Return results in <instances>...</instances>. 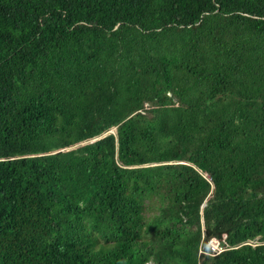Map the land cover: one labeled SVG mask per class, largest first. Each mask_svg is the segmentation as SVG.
<instances>
[{"label": "trees", "instance_id": "16d2710c", "mask_svg": "<svg viewBox=\"0 0 264 264\" xmlns=\"http://www.w3.org/2000/svg\"><path fill=\"white\" fill-rule=\"evenodd\" d=\"M0 264H264V0H0Z\"/></svg>", "mask_w": 264, "mask_h": 264}, {"label": "clouds", "instance_id": "9594fccd", "mask_svg": "<svg viewBox=\"0 0 264 264\" xmlns=\"http://www.w3.org/2000/svg\"><path fill=\"white\" fill-rule=\"evenodd\" d=\"M211 240H216V241L218 242L219 246L222 248V251H221V252H223L224 249H223V247L220 245L219 241H218L217 239H215V238H211V239H209V240L207 241V243L205 244V247L208 248L209 250L205 252V250H202V249L200 248V249H199V253H203V254L208 255V256H211V257L216 256V255H218V254L221 253V252H220V253H218V254H212V251H211L210 246H209V242H210Z\"/></svg>", "mask_w": 264, "mask_h": 264}, {"label": "built area", "instance_id": "2783aa9c", "mask_svg": "<svg viewBox=\"0 0 264 264\" xmlns=\"http://www.w3.org/2000/svg\"><path fill=\"white\" fill-rule=\"evenodd\" d=\"M209 246H210V249L212 251V254H218L222 251V248L219 246V244L216 240H211L209 242Z\"/></svg>", "mask_w": 264, "mask_h": 264}]
</instances>
